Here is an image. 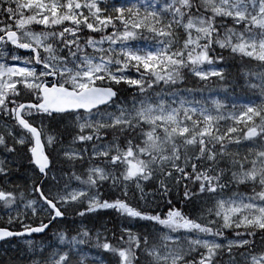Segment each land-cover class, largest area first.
<instances>
[{"label":"snow or ice","instance_id":"snow-or-ice-1","mask_svg":"<svg viewBox=\"0 0 264 264\" xmlns=\"http://www.w3.org/2000/svg\"><path fill=\"white\" fill-rule=\"evenodd\" d=\"M12 238L20 264H264V0H0Z\"/></svg>","mask_w":264,"mask_h":264},{"label":"rangeland","instance_id":"rangeland-1","mask_svg":"<svg viewBox=\"0 0 264 264\" xmlns=\"http://www.w3.org/2000/svg\"><path fill=\"white\" fill-rule=\"evenodd\" d=\"M26 175V168L22 169V175L19 178L24 180ZM19 183V179H18ZM109 218L107 216L103 217L104 221H107ZM39 239V237H35ZM25 252V245L23 239L10 240L9 243L0 244V264H3L4 261H15L16 264H20L24 260L25 256L22 253ZM4 259V260H3ZM3 260V262H1Z\"/></svg>","mask_w":264,"mask_h":264},{"label":"trees","instance_id":"trees-1","mask_svg":"<svg viewBox=\"0 0 264 264\" xmlns=\"http://www.w3.org/2000/svg\"><path fill=\"white\" fill-rule=\"evenodd\" d=\"M23 164L26 165L27 164V161H23ZM22 169H25V167L24 166L21 167L19 173L17 174L18 177H21V175H22ZM19 183H23V179L22 178H19ZM3 260H1V262H3Z\"/></svg>","mask_w":264,"mask_h":264},{"label":"flooded vegetation","instance_id":"flooded-vegetation-1","mask_svg":"<svg viewBox=\"0 0 264 264\" xmlns=\"http://www.w3.org/2000/svg\"><path fill=\"white\" fill-rule=\"evenodd\" d=\"M15 239H22V238H12L11 240H15ZM4 243L3 241L0 242V244Z\"/></svg>","mask_w":264,"mask_h":264},{"label":"water","instance_id":"water-1","mask_svg":"<svg viewBox=\"0 0 264 264\" xmlns=\"http://www.w3.org/2000/svg\"><path fill=\"white\" fill-rule=\"evenodd\" d=\"M1 242V241H0Z\"/></svg>","mask_w":264,"mask_h":264}]
</instances>
